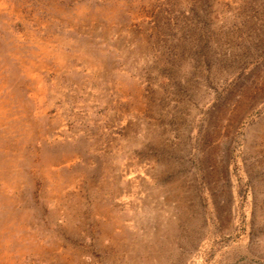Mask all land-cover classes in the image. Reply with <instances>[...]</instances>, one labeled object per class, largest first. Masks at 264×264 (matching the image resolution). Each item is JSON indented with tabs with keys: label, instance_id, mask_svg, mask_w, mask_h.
I'll return each instance as SVG.
<instances>
[{
	"label": "rangeland",
	"instance_id": "rangeland-1",
	"mask_svg": "<svg viewBox=\"0 0 264 264\" xmlns=\"http://www.w3.org/2000/svg\"><path fill=\"white\" fill-rule=\"evenodd\" d=\"M0 264H264V0H0Z\"/></svg>",
	"mask_w": 264,
	"mask_h": 264
}]
</instances>
